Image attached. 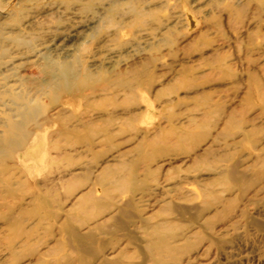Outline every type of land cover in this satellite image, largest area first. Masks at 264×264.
<instances>
[{"label": "rangeland", "instance_id": "1", "mask_svg": "<svg viewBox=\"0 0 264 264\" xmlns=\"http://www.w3.org/2000/svg\"><path fill=\"white\" fill-rule=\"evenodd\" d=\"M10 88L35 110L25 130L67 101L74 125L72 144L49 132L58 150L13 170L25 204L56 188L52 210L25 205L37 219L24 218L29 237L17 240L19 255L35 252L24 264L62 257L44 254L68 237V215L95 230L81 227L85 208L114 188L98 177L116 168L136 186L110 195L95 245L81 254L66 240L73 264H264V0H0V98ZM24 144L1 148L0 164L14 166ZM1 207L0 264H10ZM167 243L181 251L159 256Z\"/></svg>", "mask_w": 264, "mask_h": 264}, {"label": "bare ground", "instance_id": "2", "mask_svg": "<svg viewBox=\"0 0 264 264\" xmlns=\"http://www.w3.org/2000/svg\"><path fill=\"white\" fill-rule=\"evenodd\" d=\"M62 77L65 78V76L63 75ZM14 88H10L6 92L2 93L3 96L11 95L10 98H0V149L16 148L17 146L24 147V143L30 144V147L27 149H23V151L18 156L13 158L14 166L9 167L4 163L0 164V205L2 206L1 208L5 209L3 212L4 215H1V219L4 220L6 222L5 224H7V226L13 231V234H11L13 235V237H9L10 239H7V243L11 247L10 264H24V259L27 256L35 253L34 251L30 250V253L28 252L26 255L21 256L19 255V253L15 252L17 240L21 239L24 236L29 237L28 233H23L24 218L29 216V218L31 217L30 219H37L33 215H31V213H38L40 210H52L53 208L57 207L55 206V201L57 202L56 188L52 187L50 189H47V192L44 195L40 194V189H34L32 192L33 199L30 201V203L25 204V197L23 195H20V188L22 187L23 181L21 182V179L16 176V173H14L13 170L32 169L34 164L30 165L29 161L35 160L36 158H38V156H41V154L43 155L46 147L53 152H56L58 150L56 145L47 144L45 136L49 132H57V136H59L60 139L63 138L65 144H72L74 125L72 124L71 116L68 115V110H70L72 103L70 101H67L65 103L63 102V105H60L57 108H53L52 111L43 118V120L37 122L29 131L25 130V122L27 119L35 115V110L31 104V100L24 97V95L17 92V90H15ZM16 138L19 139L16 140ZM209 155L212 154L209 153ZM44 157H48V154L45 155V152ZM57 157L58 158H53L51 162L54 163L56 162V160L60 159L66 161L67 159V155L64 152L61 153V156L59 155ZM230 157L231 156H225L226 161H229ZM155 161L156 160L153 159V162ZM120 172L122 171H119L116 168L111 170L108 177L102 175L98 177V182H100L99 185H101V187L103 183L107 182L108 185L113 184L114 188H108L105 193V199H103V201H99L97 204H94V207L85 208V215L83 217L81 227L89 224H97L95 230L83 234L80 231L81 228L79 230L77 228H74V226L72 225L74 217L68 215L66 223L64 224L68 227L64 228L63 225L61 227L62 233H67L68 237L66 239L63 238L58 240L53 249H50L49 253L44 254V256H50L51 254H54V256L56 254L62 255V257H59L55 260L54 264H61V259H65L67 264H73L74 262H77L78 259H75L74 256L71 255V249H69V247L71 246L68 241H73L78 248V253L81 254H83L85 250H87L90 246L96 244V242L94 241V235L103 234L105 223L108 222L105 220V214H112L115 211V206H111L108 203L111 198L110 195L116 192H123L124 190H126L125 188H128L129 186L133 187L132 189H134V187L136 186V180L133 176L123 177ZM66 173L67 177H69L72 172L71 170H66ZM225 176H227L226 178L228 179V181L230 180L238 186L242 185L245 182L243 176L241 174H238L233 169L228 170ZM64 185L67 189L68 194H72L77 189V186L76 184H74L72 179L65 180ZM90 198V196H87L85 197V200H88ZM131 203L132 199L129 200V204H127V207H130ZM25 205H27L26 207H29L31 209V213H28L29 211H26ZM121 213H124L123 216L127 218V215H125V210L124 212L121 211ZM57 217L59 216L57 215L55 219H57ZM150 221V218H148L144 223L149 226L151 224ZM131 223L132 221H126L122 224L120 223L121 228L126 230V228H128L129 224ZM162 224L170 225L171 223H158L157 226H155L156 228H154L153 233H147V236H150L151 238V242L157 239V235L160 234L163 228ZM174 237L175 238L173 239L176 240V235H174ZM164 241H166V239ZM170 244L172 245L173 243L170 242ZM170 244H166V248H164L163 250L164 252L162 250L160 252H157L159 256L181 251V248L179 246H171ZM30 245L31 244H26L25 246H29L28 248H31ZM43 245L46 244L37 243L36 247H41ZM149 250L153 251V249L151 248H149Z\"/></svg>", "mask_w": 264, "mask_h": 264}]
</instances>
